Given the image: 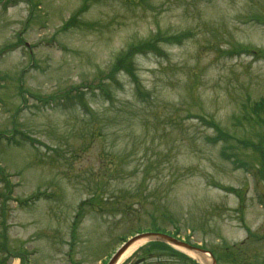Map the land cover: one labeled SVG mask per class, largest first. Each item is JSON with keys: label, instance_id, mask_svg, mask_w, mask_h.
Masks as SVG:
<instances>
[{"label": "rangeland", "instance_id": "1", "mask_svg": "<svg viewBox=\"0 0 264 264\" xmlns=\"http://www.w3.org/2000/svg\"><path fill=\"white\" fill-rule=\"evenodd\" d=\"M263 99L264 0H0V264H99L154 220L264 264Z\"/></svg>", "mask_w": 264, "mask_h": 264}, {"label": "flooded vegetation", "instance_id": "2", "mask_svg": "<svg viewBox=\"0 0 264 264\" xmlns=\"http://www.w3.org/2000/svg\"><path fill=\"white\" fill-rule=\"evenodd\" d=\"M170 235L173 236V234ZM174 237L184 241L183 237L178 235ZM112 251L113 249L110 250L103 259L100 258L99 264H120L121 262L122 264H196L194 261L190 260L187 255L182 254L181 252L161 242L149 241L140 248L136 249V252L134 253L136 257L133 261L128 258L132 255L131 253L122 260L121 258H118L114 260V262L110 263L112 260L110 258Z\"/></svg>", "mask_w": 264, "mask_h": 264}, {"label": "trees", "instance_id": "3", "mask_svg": "<svg viewBox=\"0 0 264 264\" xmlns=\"http://www.w3.org/2000/svg\"><path fill=\"white\" fill-rule=\"evenodd\" d=\"M66 26L68 27L69 25H66ZM183 38H186V37L185 36L178 37L177 39H175L176 40L175 43H180L183 40ZM157 42L158 41H157V37H156L154 39L143 40V41H139L138 43H135V44L130 45L128 47L127 51L125 52V54L120 55L118 57L119 59L117 58L114 67L116 66L117 68H119V67L123 68L124 65H125L126 60L130 57V54H133L134 51H136V53H138V52L144 51V50H148V51H155V50H157L158 49V46H156V43ZM246 48L240 47V51L242 53H245V52H247L249 50H250V52L251 51H254V49H246ZM263 109H264V99L261 100L260 102L254 103L253 108H252V110H253V112H254L255 115H257V113L263 112L262 111ZM1 175H2V173H1ZM157 231H159V230H157ZM225 254H224V257H226Z\"/></svg>", "mask_w": 264, "mask_h": 264}, {"label": "water", "instance_id": "4", "mask_svg": "<svg viewBox=\"0 0 264 264\" xmlns=\"http://www.w3.org/2000/svg\"><path fill=\"white\" fill-rule=\"evenodd\" d=\"M142 238H146V239H149V240H154V241H161V242H166V243H171L173 245H176V246H179V247H182L184 249H187V250H190V251H194V252H198V253H206V251H201V250H197L195 248H192L186 244H182V243H179L177 242L175 239L171 238V237H168L166 235H163V234H157V233H148V234H143L141 236H138L136 237L134 240H138V239H142ZM134 240L130 241L129 243L133 242ZM128 243V244H129ZM128 246V245H127ZM126 246V247H127ZM125 247V248H126ZM124 248V249H125ZM122 249V251L124 250ZM206 264H217L215 259L211 256L210 257V262H206Z\"/></svg>", "mask_w": 264, "mask_h": 264}, {"label": "bare ground", "instance_id": "5", "mask_svg": "<svg viewBox=\"0 0 264 264\" xmlns=\"http://www.w3.org/2000/svg\"><path fill=\"white\" fill-rule=\"evenodd\" d=\"M136 245V244H135ZM135 245L134 246H132L126 253H124V256H123V258H125L129 253H130V251L135 247ZM122 258V259H123Z\"/></svg>", "mask_w": 264, "mask_h": 264}]
</instances>
